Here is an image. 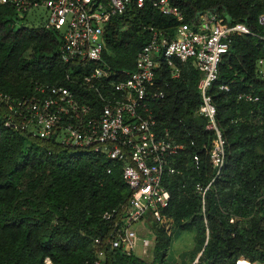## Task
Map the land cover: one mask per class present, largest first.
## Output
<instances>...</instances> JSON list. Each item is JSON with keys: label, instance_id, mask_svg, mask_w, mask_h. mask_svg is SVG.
I'll return each instance as SVG.
<instances>
[{"label": "trees", "instance_id": "trees-1", "mask_svg": "<svg viewBox=\"0 0 264 264\" xmlns=\"http://www.w3.org/2000/svg\"><path fill=\"white\" fill-rule=\"evenodd\" d=\"M154 1L146 0L143 8L131 5L108 24L103 56L113 69H134L151 27L173 33L179 25L176 17L159 12ZM170 2L185 24H196L200 14L212 12L224 25L244 23L264 33L259 23L264 0ZM18 18L14 6L0 5V90L22 97L38 85L65 84L66 67L57 54L62 35L44 25L17 28ZM231 52L212 91L227 140V164L207 192L205 211L197 185H207L214 174L209 156L214 135L206 130L207 119L197 114L201 73L192 62L182 64L178 78L166 67L161 71L165 97L156 103L155 113L185 150L178 157L181 172L165 177L171 200L164 213L173 223L170 230L155 226L152 261L106 245L111 226L103 216L127 204L131 194L123 166L7 128L0 102V264H45L47 258L54 264H93L101 250L109 264H178L168 259L176 231L196 234L191 259L201 253L196 264H264V80L256 69L264 42L236 36ZM223 83L230 92L219 89ZM250 90L260 96L258 101L237 99Z\"/></svg>", "mask_w": 264, "mask_h": 264}, {"label": "built area", "instance_id": "built-area-1", "mask_svg": "<svg viewBox=\"0 0 264 264\" xmlns=\"http://www.w3.org/2000/svg\"><path fill=\"white\" fill-rule=\"evenodd\" d=\"M145 1L0 0V5L14 6L19 15L35 7L47 10L44 27L62 35L57 54L66 67L65 84L38 85L33 94L22 97L0 90L5 126L121 164L131 194L127 204L103 216L111 226L106 245L135 256L139 245L144 256L154 250L156 238L151 241L143 237L137 228L148 217L154 228L163 225L170 230L171 219L164 213L171 200L165 177L181 172L178 157L185 150L155 113L156 103L165 97L159 84L162 69L166 67L172 78H178L182 64L192 62L201 73L197 114L207 119L206 130L214 135L209 151L214 174L207 185H197L205 211L207 192L227 164V140L217 122L212 91L236 36L250 35L264 42V33L253 32L244 23L224 25L212 12L200 14L196 24H185L183 14L170 0H155L154 7L176 17L179 25L173 33L151 27L149 41L138 52L134 69L115 70L103 56L108 24L131 5L143 8ZM259 23L264 26V12ZM256 69L264 80V57L257 59ZM218 87L231 91L227 83ZM237 99L256 102L260 96L250 90L240 92ZM96 243L101 244V238ZM108 262L101 250L93 264ZM45 264L54 263L47 258Z\"/></svg>", "mask_w": 264, "mask_h": 264}, {"label": "crops", "instance_id": "crops-1", "mask_svg": "<svg viewBox=\"0 0 264 264\" xmlns=\"http://www.w3.org/2000/svg\"><path fill=\"white\" fill-rule=\"evenodd\" d=\"M173 220L169 221V225L172 226ZM143 225V224H141ZM140 225V226H141ZM144 225L140 228V232L144 235L142 229ZM177 235V236H176ZM197 248L196 234L192 231H176L174 234L172 246L170 248L168 259L170 261L176 262L178 264H191L193 260L192 254ZM201 255L199 253L192 264H196L198 257ZM237 264H248L238 262ZM249 264H260V263H249Z\"/></svg>", "mask_w": 264, "mask_h": 264}, {"label": "rangeland", "instance_id": "rangeland-1", "mask_svg": "<svg viewBox=\"0 0 264 264\" xmlns=\"http://www.w3.org/2000/svg\"><path fill=\"white\" fill-rule=\"evenodd\" d=\"M47 15H48V12L44 7H35L32 10H30L29 12H27L26 14H20L18 20L16 21L15 26L17 28L22 27V26L41 27L45 24V21L47 20ZM142 226L143 225H141V226L138 225L137 228L140 230V228ZM144 226H145L144 229H142L144 232L143 237H146L149 240L154 241L156 238V232H155V228L153 227L154 225H153L150 217H148L145 220ZM171 227L172 226H170V229H171ZM139 234L142 235L141 232H139ZM142 250L143 249H142L141 245H139L137 247V250H136V256L144 258L148 261H152L153 260V252H151L147 256H144L142 254Z\"/></svg>", "mask_w": 264, "mask_h": 264}]
</instances>
